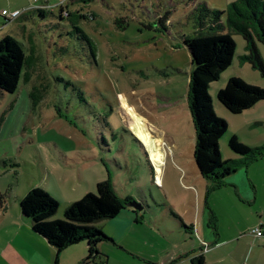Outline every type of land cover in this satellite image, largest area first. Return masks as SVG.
Instances as JSON below:
<instances>
[{
  "label": "rangeland",
  "instance_id": "374dc122",
  "mask_svg": "<svg viewBox=\"0 0 264 264\" xmlns=\"http://www.w3.org/2000/svg\"><path fill=\"white\" fill-rule=\"evenodd\" d=\"M38 2L48 9L43 17L32 14V37H16L29 66L15 93L0 91V264H14L4 244L16 229L18 197L34 187L59 202L55 217L64 219L65 201H78L89 185L95 192L98 181L110 179L123 200L146 197L148 213L163 228H177L172 213L191 225L195 203L183 187L202 180L188 176L196 171V130L188 104L192 58L184 39L198 32V5L227 6L220 0H27ZM61 2L67 12L62 18ZM232 36L233 63L208 89L216 114L228 122L220 139L223 160L238 156L228 145L232 136L264 146V126L258 125H264V100L234 114L217 97L233 76L264 88L261 71L247 59L243 34ZM256 43L264 61V44ZM132 116L145 120L163 142L164 189L154 182L156 166L133 131ZM176 164L180 186L172 179ZM105 223L95 225L104 232ZM109 254L114 261L113 250Z\"/></svg>",
  "mask_w": 264,
  "mask_h": 264
},
{
  "label": "trees",
  "instance_id": "16d2710c",
  "mask_svg": "<svg viewBox=\"0 0 264 264\" xmlns=\"http://www.w3.org/2000/svg\"><path fill=\"white\" fill-rule=\"evenodd\" d=\"M33 9L41 15L47 10L41 7ZM195 10L199 15L198 32L184 39L192 58L188 104L196 130L194 160L201 175L211 180L212 188H216L222 186L225 178L237 168L264 154V146L250 147L232 136L228 145L240 158L223 160L220 139L228 130V122L216 114L208 92L210 84L233 63L236 53L234 32L243 34L247 59L264 77V61L256 43L258 40L264 44V0H237L225 11L210 9L206 4L198 5ZM64 12L62 5L60 18ZM225 15L226 24L223 22ZM27 66L29 58L22 43L12 36L3 38L0 41V91L15 93ZM27 78L25 73V80ZM217 97L230 112L239 114L264 100V88L233 76L219 90ZM129 201L117 195L108 179L98 182L95 192H88L71 203L64 212V219H53L59 202L41 187L30 189L19 204L21 212L31 219L34 232L46 238L58 252L87 241L88 255L81 264H105L99 261L101 253L98 244L111 238L95 223L115 218ZM203 261L201 255L193 260V264H203Z\"/></svg>",
  "mask_w": 264,
  "mask_h": 264
},
{
  "label": "crops",
  "instance_id": "0c3cea01",
  "mask_svg": "<svg viewBox=\"0 0 264 264\" xmlns=\"http://www.w3.org/2000/svg\"><path fill=\"white\" fill-rule=\"evenodd\" d=\"M21 1L19 3L17 0H7L0 3V41L6 36L30 39L33 35L32 14L37 12L40 17L45 15V12L41 15L38 10L33 9L44 3L39 1L31 6L27 0L25 4H22L24 0ZM235 1L237 0H220V3L228 8ZM63 4L61 2V5ZM36 5L38 6L35 7ZM5 9L28 10L17 20L8 21L6 16L2 15ZM258 125L264 126L263 123ZM192 158L195 162L194 150ZM237 158L240 157L229 159ZM150 166L155 175L151 164ZM160 168L162 171V166ZM173 169L176 174L172 179L180 186L183 177L181 168L176 164ZM195 169V172H188V176L194 177L193 182H196L197 178L203 182L199 181L198 186L188 183L183 187L187 192H191L195 203L191 225H187L179 214L172 213L179 224H176L177 228L170 229L166 226L165 229L156 223L157 215L154 219L148 213L150 207L146 197L137 199L142 205V210L137 211L128 206L130 201L135 199L130 196V201L118 216L103 219L106 222L104 232L111 240L99 242V261L105 264H193V260L202 255L203 264H264V238L251 234L255 226L264 225V154L237 168L225 178L222 186L216 188H212L211 180L201 175L196 162ZM184 173L187 176V173ZM156 177L155 184L164 189L161 172L159 176L156 172ZM193 187L196 189L195 194ZM93 191L92 185H89L85 193ZM26 193L18 197L19 203ZM65 202L63 214L73 203L72 200ZM55 215L53 219H59ZM14 221L16 229L13 228V233L9 234L4 244V249L7 250L5 256L14 264H81L88 255L87 241H81L58 252L46 238L34 232L31 219L25 216L20 208ZM112 250L114 261L109 254Z\"/></svg>",
  "mask_w": 264,
  "mask_h": 264
},
{
  "label": "bare ground",
  "instance_id": "6f19581e",
  "mask_svg": "<svg viewBox=\"0 0 264 264\" xmlns=\"http://www.w3.org/2000/svg\"><path fill=\"white\" fill-rule=\"evenodd\" d=\"M134 123L132 125L135 135L147 148L150 158L153 164L156 166V171L160 173V164L164 161V154L162 150L163 142L162 140L156 138L152 135V130L150 126L141 118L132 116ZM158 180L159 177H158Z\"/></svg>",
  "mask_w": 264,
  "mask_h": 264
},
{
  "label": "built area",
  "instance_id": "2783aa9c",
  "mask_svg": "<svg viewBox=\"0 0 264 264\" xmlns=\"http://www.w3.org/2000/svg\"><path fill=\"white\" fill-rule=\"evenodd\" d=\"M45 1H47V0H45ZM39 7L47 9L48 5L43 4V5L39 6ZM28 9H30V8H28ZM28 9H15V10H7V9H5V10L2 11V15L6 16V19L8 21H14V20H17L20 16H22V14ZM65 13L67 14V12H65ZM251 234L254 237L264 238V225L263 224H259V225L255 226L251 230Z\"/></svg>",
  "mask_w": 264,
  "mask_h": 264
},
{
  "label": "water",
  "instance_id": "95a60500",
  "mask_svg": "<svg viewBox=\"0 0 264 264\" xmlns=\"http://www.w3.org/2000/svg\"><path fill=\"white\" fill-rule=\"evenodd\" d=\"M128 206L133 207V208H134L135 210H137V211L142 210V205H141V203H139V202H137V201H131V202L128 204Z\"/></svg>",
  "mask_w": 264,
  "mask_h": 264
}]
</instances>
